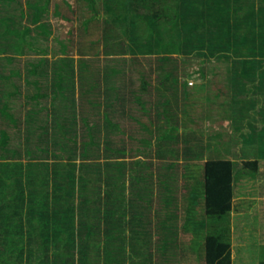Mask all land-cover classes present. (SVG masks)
I'll return each instance as SVG.
<instances>
[{
    "label": "trees",
    "instance_id": "obj_1",
    "mask_svg": "<svg viewBox=\"0 0 264 264\" xmlns=\"http://www.w3.org/2000/svg\"><path fill=\"white\" fill-rule=\"evenodd\" d=\"M76 1L94 14L79 20L69 1L56 8V0H25L26 7L1 0L4 24L19 2L25 14L31 11L32 26L14 51L3 47L6 27L0 29V264H194L196 257L198 264H217L234 227L211 218L202 236L200 223L232 184L235 167L196 128L191 97L210 81L205 60L195 69L190 56L221 51L228 75L246 83L264 60V0H151L149 53L99 61L81 42L79 58L70 56L73 37L100 28L92 22L100 19L95 0ZM102 1L111 25L128 33L127 8L137 0ZM49 15L63 37L54 34ZM50 39L59 46L58 60L32 47ZM165 48L184 53L164 54ZM188 80L201 86L192 93ZM7 83L10 100L3 104ZM255 86H248L246 99L261 93ZM238 95L231 97L233 109ZM235 122L231 133L208 137L245 142L251 120L232 116ZM260 200L256 207L264 212ZM241 230L240 253L247 243L242 237L257 234L264 241L252 222Z\"/></svg>",
    "mask_w": 264,
    "mask_h": 264
},
{
    "label": "rangeland",
    "instance_id": "obj_2",
    "mask_svg": "<svg viewBox=\"0 0 264 264\" xmlns=\"http://www.w3.org/2000/svg\"><path fill=\"white\" fill-rule=\"evenodd\" d=\"M54 2L55 0H51V5H53ZM66 2H68V5L72 6L74 17H79V20L80 18L82 19V17L89 18L94 14L90 10L80 7L76 0H56L54 7H65ZM20 3L23 4V7H26L24 6L25 0H20ZM20 3H16L18 9L15 8L10 12L15 18L9 16L7 24H4L6 30L4 31L5 38L2 40L4 42L3 47L8 46L12 51L22 49L23 45H21V43H24V41L29 38L28 35L31 32L30 30L29 34H27L29 27H26L27 25H30L26 14H30L31 11L28 10L25 14L20 8ZM109 4H111V2H109ZM256 4L261 7L263 6L260 1H256ZM94 6L100 14V19L92 22L100 25V28L93 26L90 28L89 35L81 37V33L79 32L78 37H73L75 48L70 49V56H73L75 60L79 58L77 49L80 42L84 45L85 54L98 61L100 57L103 58L106 55L111 58L120 57L119 60H121L125 55L126 58H130L132 54L140 56L142 53H149L152 37H150L151 31L146 25V20L150 19L152 17L151 15H153L151 0H137L135 1V4L131 3L128 6V33H124L121 28L111 25L107 12L105 11V4L102 0H95ZM121 10H123L122 7ZM80 11L85 13V15H82ZM69 13L70 11H68V14ZM193 15L197 14L194 13ZM51 17L52 15L46 17V21L49 24L50 22L53 24V31L56 36L62 35V26H58L53 17ZM105 28H107V30H105ZM258 30H260V25H258ZM63 36L64 35L61 37ZM133 41H136L139 44V47L134 46ZM92 42H95L96 44L99 43L98 45H95L96 48H94V50H90ZM44 43H46L47 46H44ZM38 45L40 46L33 45L32 47L38 50L42 47L41 49L47 50L50 59L54 57L55 53L56 55L60 54L59 46L55 44L54 41L51 42V39L42 41V46L41 43ZM247 46H251V44L246 45V47ZM182 51V49L172 48L161 50L164 54H172L174 56H181L184 53V51ZM191 55L190 63L195 69L200 65L199 61L201 59L205 60L206 81H210L209 83H205L202 87L200 82L197 83L196 81L188 80L189 88L194 86L191 90L192 93L196 90L195 86H201V91L194 93L191 97L195 101L193 102L194 105L189 107L193 112L192 116L197 123L196 128L197 130L207 132L205 134L206 143L211 146H217L221 155L220 157L231 160L235 167L232 184L224 188L221 198L212 207L211 213H208L207 218L205 217L203 219L204 222L200 223L202 224L201 233L202 236L205 234V226L211 218L212 220H217L221 227H234L232 234L231 232L226 234L227 239H229L228 252L217 264H260V261L263 259L262 255H264V241L260 240L257 234L254 236L247 235V238L242 237L243 240L247 241V243L244 244V247L240 248L242 253L238 251L239 248L236 244L239 238L237 236L240 234L239 230L241 232V229H243L247 223L252 222V227L254 226L257 231L260 230L259 233L264 232V229H262L264 212L256 207V205H259V202L261 201L260 199H264V197L260 196L261 191L263 190L261 184L264 182V179H260V176L264 175V106L261 107L264 105V102L260 101V99H264V60L259 61V65L256 67L257 71H254L253 75L247 79L248 81L243 83L228 75V63H226L225 57H222L221 51L220 53L218 51L211 55L210 52L206 50L205 57H197L198 54L195 52H192ZM26 57L27 55L24 56V58ZM59 57L60 55L56 56L57 60ZM89 64L90 62H88V65ZM97 64L99 65V62ZM88 65L86 68L87 73L90 72L89 69H91ZM93 67L95 66L93 65ZM41 75L44 76V74ZM44 80L45 79H43V81ZM251 85H256L253 88H255L256 91L261 90V93H258V96L248 100L246 99V93L248 91V86ZM9 86L10 85L8 84L4 89L3 96H6V98L3 100V104L6 99L7 102L10 100V95L7 96ZM261 87L262 89H260ZM44 91L45 89H43V92ZM34 94L35 91L30 93L32 96ZM234 94L238 95L241 101L236 109H233L232 106L234 102L231 100V97H233ZM246 100H248V102L244 105ZM0 110L2 109L0 108ZM232 116L239 121L241 119L243 120L244 116L251 120L249 125L251 127L252 135L249 139H246L245 142H240V139L237 137L232 138V136V139L229 138L225 141L219 138L214 139L208 137L210 131L225 133V130L230 128L228 131L231 133L233 126L236 124V122L232 123ZM141 137H143V134ZM34 152L35 156L36 154H39L37 153V149H35ZM237 153H240L242 157H237ZM23 160L26 161L25 159ZM160 165L161 163H155V167ZM190 171L193 173L200 170L197 167H191ZM250 244H252V247L250 248L251 253L246 254V248ZM196 260L197 257L194 258V264H198ZM183 264L191 263L185 262Z\"/></svg>",
    "mask_w": 264,
    "mask_h": 264
},
{
    "label": "crops",
    "instance_id": "obj_3",
    "mask_svg": "<svg viewBox=\"0 0 264 264\" xmlns=\"http://www.w3.org/2000/svg\"><path fill=\"white\" fill-rule=\"evenodd\" d=\"M0 5H2L1 0H0ZM3 21H4V19H3ZM3 26H4V22H2L1 15H0V29H1ZM34 33H35V32H34ZM29 77H30V79H33V78H37L38 75H37L36 77H33V76L29 75ZM38 80H40L39 77H38ZM40 81H41V80H40ZM11 104H12V106H14L15 102L12 101ZM0 112H1V110H0ZM16 112H17V111H16V110L14 109V107H13V109L11 110V113H16ZM0 119H1V117H0ZM2 127H4V126H1L0 129H1Z\"/></svg>",
    "mask_w": 264,
    "mask_h": 264
}]
</instances>
